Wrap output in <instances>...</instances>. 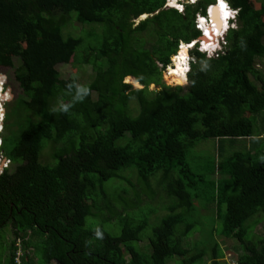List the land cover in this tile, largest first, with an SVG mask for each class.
Wrapping results in <instances>:
<instances>
[{"label":"trees","instance_id":"1","mask_svg":"<svg viewBox=\"0 0 264 264\" xmlns=\"http://www.w3.org/2000/svg\"><path fill=\"white\" fill-rule=\"evenodd\" d=\"M212 1L180 13L167 0H0V30H15L0 42L22 48L0 264H264V0H229L240 12L226 53L197 46L186 86L163 77ZM84 62L87 84L53 72ZM47 149L59 162L43 161ZM204 218L193 250L185 239Z\"/></svg>","mask_w":264,"mask_h":264},{"label":"clouds","instance_id":"2","mask_svg":"<svg viewBox=\"0 0 264 264\" xmlns=\"http://www.w3.org/2000/svg\"><path fill=\"white\" fill-rule=\"evenodd\" d=\"M176 1V2H175ZM175 2V3H174ZM199 0H167L165 4V8L171 7L177 9L180 13H183L188 5H196ZM174 3V4H173ZM250 3V0H249ZM220 7V10L224 13H221L222 20H225V23L222 25L221 29H218L211 18L212 8ZM240 9L233 7L229 0H213L209 3L206 7L205 14H201L200 12L197 13L195 16V27L200 31V36L198 39L193 40L190 43L181 42L179 51L176 55L181 52L183 47L188 49V53L186 54L185 58L182 60L184 67H186L187 76L191 69V51L195 47L198 46L199 50L206 53L210 58H217L218 56L226 53V45H227V35L230 30L238 28V16H239ZM153 14H144L142 15L139 20L146 19L152 17ZM204 22V26L203 23ZM208 28L212 30L209 33ZM173 59V57H172ZM168 74V73H167ZM11 76V75H10ZM8 72L0 70V90H2L3 86H5L6 91L8 92V101L4 106V118L2 115V110H0V119L3 118L2 121V129L0 130V154L2 152V156L6 159L10 160L9 167L5 168L4 170L0 166V174H2L5 170L10 169V165L13 163L12 159L7 157L3 150V142H4V135L6 132V118H7V104L11 103L13 100L12 97L15 96V87L11 85V80ZM127 82V81H126ZM4 84V85H3ZM86 91V89L84 90ZM2 162H0V165ZM99 236L100 233L97 232Z\"/></svg>","mask_w":264,"mask_h":264},{"label":"rangeland","instance_id":"3","mask_svg":"<svg viewBox=\"0 0 264 264\" xmlns=\"http://www.w3.org/2000/svg\"><path fill=\"white\" fill-rule=\"evenodd\" d=\"M262 3H263V0H250V4L253 7H256V8L261 7ZM85 28L86 27H82L79 23L75 22L74 23V27L71 28V33L76 35V37L83 36L85 44H87L89 42V34L83 32V30ZM14 32H15V30L13 28L12 29H5V30L2 29V30H0V37L3 36V35H6V34L14 33ZM92 41H94V39ZM21 51H22V48L19 45L17 47L16 46L13 47V49H11V48L9 49L8 46L5 43L0 42V59L3 61V64L2 65L0 64V70L8 72L9 76L11 75V77H13V70H14L13 69V59H14V57L19 56ZM175 57L176 56H173V59L171 60V63L169 65H167V67H165L166 69H163L164 82L166 84H168V85H171V86H176V85L186 86L188 84V76L186 78V81L183 84H180V83H178L175 80V78L171 74L176 69H174V70L170 69L171 72L168 71L170 66L171 67H175V61H174ZM87 58H88V55H87ZM257 64H258V69H260L262 72H264V61H262L261 59H257ZM178 65H180V64H178ZM159 66H160V68H162L163 65L159 64ZM179 69L183 70L182 68H179ZM53 72H58L60 74V76L63 77V78L77 77L80 80L81 83H85V84L90 83V81L92 79V76H93L92 75L93 74L92 67L90 65L86 64V62H84V64H80V65H74V64H70V65H55V66H53ZM185 77H186V75H185ZM129 78L130 77H128L126 79L127 82L133 84V86L136 87V88H140L139 84L134 79L130 78V80H129ZM11 85L15 86L16 84L14 82H12ZM157 88L158 87L156 85H152L151 86L152 90L157 89ZM15 98H16L15 96L12 97L13 100H12V102L9 105V110L8 111H10V112L15 109V103H14ZM134 107H137L136 104H134ZM6 134H7V130L5 132V135ZM263 137H264V135H263ZM203 145L206 146L208 144H203ZM215 146H217V143H216ZM200 151H203V150L200 149ZM215 153L217 154V148H216ZM44 155L45 156L43 157V161H45V162H48V161L59 162V160H60L59 156L58 157H56V156L52 157L50 155V153H49V149H47L45 151ZM13 166H14V163H12L10 165V169H12ZM137 211H139V210H137ZM199 211H201V208H199ZM139 212H141V211H139ZM143 213L146 216H148L147 209L144 210ZM215 213H216V210H215ZM202 215L206 216L207 212L203 211ZM156 217H157V215H156ZM197 218H198V215H197ZM152 221L155 222L154 216L152 218ZM208 223H210L209 218H204L202 220V222H199L197 224V226H196L197 229L194 231V235H192L191 237L185 239V243L187 244L188 247H191L193 250L197 247V245L200 243V241H196L194 245H193V242H194V240H196L197 238L200 237V234H202L200 229H202L203 224H208ZM158 225H159V223H151V226L149 227L148 231L152 230L151 229L152 226H156L157 227ZM111 229L115 230V228H111ZM7 241L8 242L12 241V236L11 235L7 236ZM20 245H22V244L19 243V246ZM192 245H193V247H192ZM0 251H2V250L0 249ZM22 253H23L22 250H19L18 254L22 255ZM29 253H30L31 257L34 260L35 259L34 254H33L34 251L30 250ZM172 264H174V263H172ZM175 264H178L177 260L175 261Z\"/></svg>","mask_w":264,"mask_h":264},{"label":"bare ground","instance_id":"4","mask_svg":"<svg viewBox=\"0 0 264 264\" xmlns=\"http://www.w3.org/2000/svg\"><path fill=\"white\" fill-rule=\"evenodd\" d=\"M221 13H223V12L220 10V7L216 6V7L212 8L211 18H212L213 22H215V25L218 29H221L222 25L225 23V20H222L221 16H219V15H221ZM202 23L204 26L205 24L203 21H202ZM207 29H208L209 33L212 32V30L210 28L207 27ZM187 53H188V49L186 47H183L181 52L178 54V56L175 57V60H174L175 61V67L170 66V68L168 69V71H170V69H172V70L176 69L171 74L173 75L175 80L180 84H183L187 78L186 67H184L183 61H182L185 58ZM178 64H180V65H178ZM179 68H182L184 71L179 69ZM185 75H186V77H185ZM129 80H130V78H129Z\"/></svg>","mask_w":264,"mask_h":264},{"label":"built area","instance_id":"5","mask_svg":"<svg viewBox=\"0 0 264 264\" xmlns=\"http://www.w3.org/2000/svg\"><path fill=\"white\" fill-rule=\"evenodd\" d=\"M7 101H8V92L6 91L5 86H3L2 90H0V110H2L3 118H4V111H5L4 106H5ZM3 118L0 119V130L2 129ZM0 162H2V164L0 166L2 167L3 170L5 168L9 167L10 160L3 157L2 152L0 154Z\"/></svg>","mask_w":264,"mask_h":264}]
</instances>
